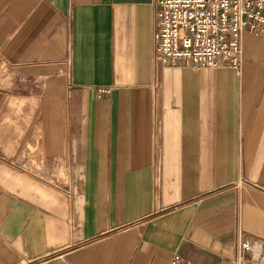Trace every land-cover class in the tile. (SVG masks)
Wrapping results in <instances>:
<instances>
[{"label":"crops","instance_id":"obj_1","mask_svg":"<svg viewBox=\"0 0 264 264\" xmlns=\"http://www.w3.org/2000/svg\"><path fill=\"white\" fill-rule=\"evenodd\" d=\"M156 1L0 0V264H233L264 241V37L239 71L162 68Z\"/></svg>","mask_w":264,"mask_h":264},{"label":"built area","instance_id":"obj_2","mask_svg":"<svg viewBox=\"0 0 264 264\" xmlns=\"http://www.w3.org/2000/svg\"><path fill=\"white\" fill-rule=\"evenodd\" d=\"M155 63L239 71L245 33L264 37V0H157ZM97 89L98 97L108 93ZM171 264H182L174 255ZM190 264V263H186ZM233 264H264V241L243 239Z\"/></svg>","mask_w":264,"mask_h":264}]
</instances>
